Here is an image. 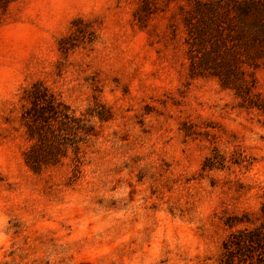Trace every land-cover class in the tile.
Wrapping results in <instances>:
<instances>
[{
    "label": "rangeland",
    "instance_id": "1",
    "mask_svg": "<svg viewBox=\"0 0 264 264\" xmlns=\"http://www.w3.org/2000/svg\"><path fill=\"white\" fill-rule=\"evenodd\" d=\"M211 1L0 6V264H264V35L226 34L241 83L194 73L188 20ZM224 1L231 30L244 2L264 27V0ZM35 82L94 113L80 162L25 161Z\"/></svg>",
    "mask_w": 264,
    "mask_h": 264
},
{
    "label": "trees",
    "instance_id": "2",
    "mask_svg": "<svg viewBox=\"0 0 264 264\" xmlns=\"http://www.w3.org/2000/svg\"><path fill=\"white\" fill-rule=\"evenodd\" d=\"M9 1L0 0V6L6 7ZM226 5L230 4L224 0L199 3L195 9L199 16L197 22L191 24V20H188L192 25L191 69L196 74L212 73L235 85L241 83L238 69L240 63H236L226 54L228 51L225 50L226 34L233 33L240 41L247 37L250 45L252 41H257V36L264 35V27L259 22L263 9L258 2H244L235 6L242 24H239L237 30H231L224 12ZM252 26H256L258 31L249 34ZM252 35L257 38L252 40L249 38ZM23 97L28 102L23 113V121L27 137L31 141L24 153L27 164L34 171H40L44 165L58 162L69 148L73 149L77 161L80 162L82 146L95 136L96 131L91 123L94 113L88 111L77 115L59 94L42 82H35L27 88ZM262 239V234L253 233L244 234L239 240L243 244H249L259 243ZM243 251L246 252L245 249Z\"/></svg>",
    "mask_w": 264,
    "mask_h": 264
}]
</instances>
